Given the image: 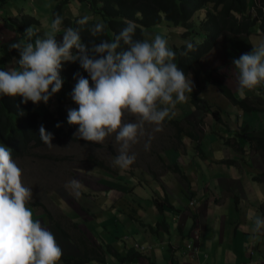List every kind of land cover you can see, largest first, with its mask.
<instances>
[{
  "label": "crops",
  "instance_id": "0c3cea01",
  "mask_svg": "<svg viewBox=\"0 0 264 264\" xmlns=\"http://www.w3.org/2000/svg\"><path fill=\"white\" fill-rule=\"evenodd\" d=\"M57 2L55 0L51 12L44 16L35 15L37 12L33 8V16L38 19L37 25L31 27L34 41L49 30L53 22L52 10ZM5 11L0 10V40L8 44L9 50L6 52L3 46L0 47V69H16L10 46L24 39L10 30L3 19L27 13L26 9H20L12 16L3 14ZM180 26L162 21L144 29V39L160 34L169 44L179 45L184 41ZM172 28L179 33L174 34ZM224 36L232 41L246 42L242 47H233L224 41L219 45L218 41ZM261 41H264V34L258 30L257 24L249 34L226 32L211 48L212 51L216 49V53L210 55L211 51H208L195 63L203 64L194 73L195 80L198 75L207 81V84L203 83L208 86V91L186 93L187 103L191 110H194L192 104L198 109L210 106L209 109L213 110L210 116L213 115L215 120L208 121L207 133L205 129H202L205 133L196 131L189 121H168L177 124L170 135L177 137L180 148L166 141L164 148H159L162 152L158 149L153 155L155 172L161 175L157 179L160 184L152 183V177L147 179V184L137 182L139 197L132 198L129 194L126 197V191H123L117 200L111 197V188L106 184L102 187L104 190L100 185L92 186V189L108 194L99 197L95 205L98 212L92 211L91 215L85 214L75 197L62 199L66 206H59L61 214L56 213L57 216L46 211L33 213V220L50 231L62 249L59 264H191L183 245L189 240L197 248L200 264H264V229L256 239H250L253 222L247 219L249 211L253 216L264 217V148L256 146L255 140L260 137L264 141V84L246 90L245 96L241 97L239 73L232 63L233 58L251 52L252 45ZM221 83L230 89L234 99L244 101L245 106L230 104L235 102L224 94ZM195 88L200 89V85ZM194 97L204 102L201 104ZM218 98L224 100L223 109L229 104L231 114L214 110ZM49 102L46 106L52 107L53 97ZM234 125L242 129L245 139L240 138L241 151L227 150L229 144L221 135H233ZM182 135L187 136L188 146H183ZM200 141L201 153L196 146ZM211 143L216 144L214 150ZM167 152L169 157L165 156ZM146 167L150 169V162ZM136 243L146 249L134 248ZM80 260L82 262L76 263Z\"/></svg>",
  "mask_w": 264,
  "mask_h": 264
},
{
  "label": "clouds",
  "instance_id": "9594fccd",
  "mask_svg": "<svg viewBox=\"0 0 264 264\" xmlns=\"http://www.w3.org/2000/svg\"><path fill=\"white\" fill-rule=\"evenodd\" d=\"M63 17L55 15L49 30L32 42L34 32L29 26L24 31V40L14 42L11 49L18 50L16 69H0V95L22 97L21 103L48 104L59 93L64 81L60 73L63 64L79 62L87 72L86 78L76 73V84L70 93L78 108L68 109L67 122L78 125L74 138L103 145L105 139L115 134L117 155L113 166L121 170L129 168L136 160L131 152L133 145L145 135V125L153 126V132L163 130L167 119L175 115L177 104L186 103V93H193L194 84L178 67L175 52L165 37L156 34L151 39L136 38V24L128 21L113 40L96 37L106 25L93 24L89 35L93 38L82 41L80 28L63 29ZM86 25L88 17L77 21ZM187 51L193 50L188 43ZM238 70L239 95L245 96L264 84V41L252 45V51L243 53L232 61ZM19 112L23 109L17 104ZM126 115L135 122H124ZM56 127H61L57 124ZM43 143L53 147V134L43 125L39 128ZM154 137L149 135L144 144L150 150ZM70 187L78 198L83 185L76 179L69 180ZM32 199L31 189L22 183V170L12 157V150L0 146V264H59L62 249L54 235L34 221L32 211L26 206ZM250 239L264 229V217L253 216Z\"/></svg>",
  "mask_w": 264,
  "mask_h": 264
},
{
  "label": "trees",
  "instance_id": "16d2710c",
  "mask_svg": "<svg viewBox=\"0 0 264 264\" xmlns=\"http://www.w3.org/2000/svg\"><path fill=\"white\" fill-rule=\"evenodd\" d=\"M64 1L69 0L57 2L52 10L53 20L56 14L63 17L62 31L57 33L58 38L62 36L65 28H80L82 41L87 43L93 39L88 29L98 22L104 23L106 28L95 38L97 42L103 39L113 40L128 21L136 24L137 39H144V29L156 26L162 21L181 25L184 41L177 47L169 48L175 52L174 62L186 76L200 57L214 46L220 35L226 32L249 34L256 24L258 30L264 34V0H85V4L77 8L78 12L72 16L64 14ZM79 9L87 14L80 13ZM198 12L202 14H196ZM85 16L88 17V23L79 25L77 21ZM3 22L18 37L24 39L25 29L37 25L38 19L30 14H21L18 17L4 18ZM188 43L193 44L190 52L186 48ZM11 54L17 59L20 58L18 50L11 49ZM78 72L90 79L78 61L63 64L60 75L64 84L61 91L53 96L52 107H47L43 102L37 106L31 101L25 105L21 103L22 97L0 95V146L12 150L14 161L31 154L34 148L41 149L46 145L39 137L41 125L53 134L52 143L62 139L75 140L73 133L79 126L68 124L67 115L68 109L78 108L70 96L77 82L74 75ZM221 85L227 97L245 106L244 101L234 99L230 89L222 83ZM194 98L202 101L199 97ZM17 104L23 109V113L18 111ZM57 124L61 127H56ZM255 140L256 146L264 148L262 138L255 137ZM237 150L241 151L242 148ZM97 165L109 170L100 161ZM80 262L82 261H76Z\"/></svg>",
  "mask_w": 264,
  "mask_h": 264
},
{
  "label": "rangeland",
  "instance_id": "374dc122",
  "mask_svg": "<svg viewBox=\"0 0 264 264\" xmlns=\"http://www.w3.org/2000/svg\"><path fill=\"white\" fill-rule=\"evenodd\" d=\"M58 1L60 2L62 0ZM53 3H55V0H0V10L4 9L6 11L3 14H10L13 16L17 15L20 9H26L25 13L33 15V8H35L37 12L35 13V15L42 14V16H44L47 12H51V6ZM84 4L85 0L64 1L62 4L64 14L66 16H72L78 12L77 8L83 6ZM79 11L81 13L82 9H79ZM49 16L51 15L49 14ZM172 30L175 31V28H172ZM175 33H179V31H175L174 34ZM33 41L34 39H32V42ZM221 41L229 42L232 44L233 47H242L244 46V42H246L245 40L232 41L228 39L227 36L222 37L218 41L219 45ZM216 44L217 42L214 44V46ZM1 46H3L6 52L9 50L8 44L2 40H0V47ZM168 46L177 47L178 45L176 43L175 45L171 43ZM209 51H211L210 55H214L216 53V49L213 51L210 49ZM14 59L15 58L13 57V60ZM16 60L18 59L16 58ZM202 65L203 64H195L194 66H192L188 79L193 81L194 90L200 91L201 93H206L208 91V86L204 85L203 82H205V84H207L208 82L203 81L202 77L197 75L196 80H198V84L194 77V73H197L199 67H201ZM8 69L11 68H4V70ZM199 85L200 89L195 88L199 87ZM210 87L211 89H215L211 85ZM200 102L202 104L204 101ZM223 102L224 100L222 98H218L217 101H215L214 103L217 105V107L215 108V105L213 104V109L215 108L214 110H223L224 115L231 114L229 104H226L225 108L223 109ZM230 104L236 107L241 106L239 102ZM192 106L194 110H191L189 108V104L187 102L183 104H177L176 108L174 109L175 115L164 122L163 130L160 132H153V126L146 124L145 135L141 136L139 138V143L133 145L131 149V152L136 155V160L127 169L121 170L113 166V159L118 154L116 149L119 147V145L115 143V134L107 137L103 145L75 138V140L62 139L54 141L52 143L53 147L45 145L41 149L34 148L31 154L15 160L16 164L22 170V183L24 184V186L30 188L32 192V199L27 202L26 206L34 214H36L37 212L40 213L44 211L50 214L53 213V216H57L56 213L61 214L59 206H66V203L62 199L71 197L77 198L73 190L70 187L65 186L66 183L72 179L78 180L83 185L82 189L80 190L81 194L77 198V200L81 203L82 209L86 215H91L92 211L93 213H97L98 208L95 205L98 202L99 197H103L104 194H108L106 191H104V193H100L99 191L101 190L92 189V186L95 187L97 185H100V187L102 188L103 185L106 184L109 188H111V190L108 191L111 194V197H113L115 200L118 199V195H121L123 191H126V197L128 194L132 198L139 197V190L137 191L138 188L136 187V185L138 184L137 182L147 184V179H150L152 177L154 178V181L150 180L152 181V183L160 184L157 179L158 176L161 175L158 172H155L157 168L155 166L156 163L154 164L155 160L153 159V155L158 152V149H161V147H163L166 141L172 143L171 146L176 145L180 148V143H177V137L170 135L173 129L177 126V124L175 122L169 123L168 121H171V119L189 121L190 123L194 124V128L196 131L207 133L208 121L215 120L213 115L210 116V113L213 112V110L209 109L210 106L206 108L202 107L201 109L200 107L199 109L196 108L193 104ZM219 113H221V111ZM218 117H220L219 114ZM135 120L136 118L131 115H126L124 118L125 123L135 122ZM234 127L235 133L233 135L221 133V135L226 138L229 144L227 150L232 151L237 150L239 148L240 138H243L242 129L236 128L235 125ZM202 129H205V132H203ZM227 129L228 128L226 127V130ZM149 135L153 136L154 138L151 141L150 150L145 151L144 144L147 141ZM199 137L200 135L198 133L197 138ZM187 139V136L182 135L184 147L188 146ZM196 146L198 151L201 153V141ZM211 148L214 150V148H216V144L211 143ZM160 149L159 152H162V150ZM165 156L169 157L170 153L167 152ZM98 161L102 162L105 166H107L109 170L99 168L97 165ZM149 162L150 169L146 167V165H149ZM133 191H136L137 194H135ZM154 196L156 197L155 194ZM152 200L154 201L153 198ZM36 202H38L39 204H34ZM53 216L50 215V217Z\"/></svg>",
  "mask_w": 264,
  "mask_h": 264
},
{
  "label": "built area",
  "instance_id": "2783aa9c",
  "mask_svg": "<svg viewBox=\"0 0 264 264\" xmlns=\"http://www.w3.org/2000/svg\"><path fill=\"white\" fill-rule=\"evenodd\" d=\"M194 200L190 201L193 203ZM139 243H136L134 248L138 249V250H145L146 247L142 246V245H138ZM184 245V249L185 251L188 252L189 254V259H190V262L191 264H200V262L198 261L197 259V248L196 246L194 245V242L192 240H189V241H186L183 243ZM147 248H150V247H147Z\"/></svg>",
  "mask_w": 264,
  "mask_h": 264
}]
</instances>
